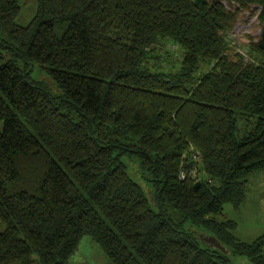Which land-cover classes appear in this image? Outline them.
Returning <instances> with one entry per match:
<instances>
[{
    "label": "trees",
    "instance_id": "obj_1",
    "mask_svg": "<svg viewBox=\"0 0 264 264\" xmlns=\"http://www.w3.org/2000/svg\"><path fill=\"white\" fill-rule=\"evenodd\" d=\"M32 2L19 25L0 0V264H69L83 236L109 264H264L222 217L264 174V50L225 39L264 0Z\"/></svg>",
    "mask_w": 264,
    "mask_h": 264
},
{
    "label": "rangeland",
    "instance_id": "obj_2",
    "mask_svg": "<svg viewBox=\"0 0 264 264\" xmlns=\"http://www.w3.org/2000/svg\"><path fill=\"white\" fill-rule=\"evenodd\" d=\"M19 3L22 4L21 16L17 18L16 23L25 25L32 16L33 2L32 0H19ZM254 16V9L239 12L235 25L225 37L227 43L234 46L236 51H240L247 61L251 59L248 44L249 42L258 43L262 29L254 20ZM163 52H167L168 56L160 62V66L163 70H167L169 66L175 64L180 51L170 43H162L158 53L163 56ZM30 78L34 82L41 81L53 89L52 82L46 78L37 65L32 66ZM241 123H238L240 130L243 124ZM127 163L130 169L129 174L135 177L136 167L130 162ZM222 217L234 223L232 234L241 242L250 243L264 232V174L262 172H254L249 177L244 201L239 207L233 208L230 204L223 205ZM203 236L210 238L208 234H203ZM227 256H229V264H250L244 257ZM68 261L69 264H109L101 250L87 236L81 237Z\"/></svg>",
    "mask_w": 264,
    "mask_h": 264
},
{
    "label": "built area",
    "instance_id": "obj_3",
    "mask_svg": "<svg viewBox=\"0 0 264 264\" xmlns=\"http://www.w3.org/2000/svg\"><path fill=\"white\" fill-rule=\"evenodd\" d=\"M254 9V8H253ZM252 9V10H253ZM255 10V16H254V20H256V15L258 13V10L254 9ZM239 55L242 56L243 60L246 61V57L243 56V54L240 52V51H236ZM193 159H196L195 157H192ZM196 175V172H195V169H194V165L192 166V168L190 170H188V172H184V171H180L179 174H178V178L179 179H183L185 178L186 176L188 178H194Z\"/></svg>",
    "mask_w": 264,
    "mask_h": 264
},
{
    "label": "water",
    "instance_id": "obj_4",
    "mask_svg": "<svg viewBox=\"0 0 264 264\" xmlns=\"http://www.w3.org/2000/svg\"><path fill=\"white\" fill-rule=\"evenodd\" d=\"M211 2L214 0H210ZM205 2V0H193V3L196 6H200L201 4H203ZM257 46L260 50H264V28L261 29L260 31V39L257 43ZM199 184L198 181L195 182L194 186L196 187Z\"/></svg>",
    "mask_w": 264,
    "mask_h": 264
}]
</instances>
